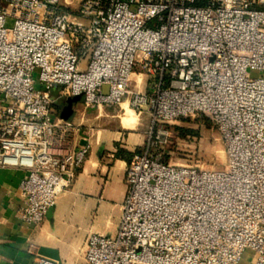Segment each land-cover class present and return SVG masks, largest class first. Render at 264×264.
<instances>
[{"label":"built area","instance_id":"obj_1","mask_svg":"<svg viewBox=\"0 0 264 264\" xmlns=\"http://www.w3.org/2000/svg\"><path fill=\"white\" fill-rule=\"evenodd\" d=\"M135 66L148 91L131 89ZM54 89L83 93L85 109L129 99L151 118L117 234L88 237V264H264V0H0V167L25 171L32 225L89 151ZM196 115L221 134L223 169L167 160L166 125Z\"/></svg>","mask_w":264,"mask_h":264},{"label":"crops","instance_id":"obj_2","mask_svg":"<svg viewBox=\"0 0 264 264\" xmlns=\"http://www.w3.org/2000/svg\"><path fill=\"white\" fill-rule=\"evenodd\" d=\"M132 80L134 90L148 91L149 81L143 73L135 72ZM128 106L129 100L119 105L120 110ZM94 111L85 109L82 102L74 105L72 121L81 122L77 124L85 132L81 142L89 151L71 186L40 224H29L20 214L19 187L25 171L0 167V264H36L40 257L88 264V237L117 234L127 193L126 170L133 156L146 148L151 118L148 112L140 116L131 108L118 118H112L116 114L110 110L105 115H112L94 122Z\"/></svg>","mask_w":264,"mask_h":264},{"label":"rangeland","instance_id":"obj_3","mask_svg":"<svg viewBox=\"0 0 264 264\" xmlns=\"http://www.w3.org/2000/svg\"><path fill=\"white\" fill-rule=\"evenodd\" d=\"M13 20L8 18L6 26H11ZM136 72L141 71L139 66H135ZM261 75L254 73L253 76ZM133 80H131L132 82ZM133 89V86L131 87ZM129 99H125L127 101ZM130 106L120 110L119 105L106 107L103 106L99 109H94L93 118L94 122L98 118L105 115L108 111H115L116 116H124V112L129 111ZM83 110V107H82ZM130 112V111H129ZM136 112V111H135ZM147 110L142 111L143 116ZM136 114H140L136 112ZM131 118L136 117L135 114H129ZM88 118V113H85V120ZM119 120V119H117ZM81 122H78L79 124ZM118 123V121H117ZM171 132L169 146L166 148V158L168 161L177 164L196 166L203 169H223L227 164L226 146L216 126L213 125L211 120L203 115L189 116L176 120L166 125ZM84 129H81V135H84ZM245 261L252 260V252L247 251L244 254Z\"/></svg>","mask_w":264,"mask_h":264},{"label":"water","instance_id":"obj_4","mask_svg":"<svg viewBox=\"0 0 264 264\" xmlns=\"http://www.w3.org/2000/svg\"><path fill=\"white\" fill-rule=\"evenodd\" d=\"M108 86H104V91L107 92ZM52 96L55 99V105L60 109V117L66 121H72L74 114V105L79 102H83L84 94H78L73 96H60L59 91L54 89ZM52 209V208H51ZM50 209V210H51ZM49 210V211H50Z\"/></svg>","mask_w":264,"mask_h":264}]
</instances>
